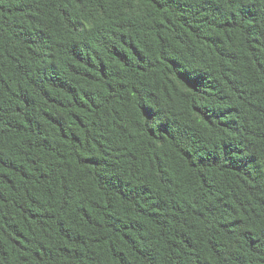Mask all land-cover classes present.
Instances as JSON below:
<instances>
[{
  "label": "trees",
  "instance_id": "obj_1",
  "mask_svg": "<svg viewBox=\"0 0 264 264\" xmlns=\"http://www.w3.org/2000/svg\"><path fill=\"white\" fill-rule=\"evenodd\" d=\"M0 264H264V0H0Z\"/></svg>",
  "mask_w": 264,
  "mask_h": 264
}]
</instances>
